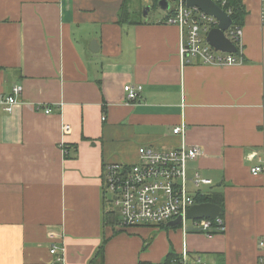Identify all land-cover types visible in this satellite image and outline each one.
Masks as SVG:
<instances>
[{
	"label": "crops",
	"instance_id": "obj_1",
	"mask_svg": "<svg viewBox=\"0 0 264 264\" xmlns=\"http://www.w3.org/2000/svg\"><path fill=\"white\" fill-rule=\"evenodd\" d=\"M243 4V62L216 66L181 64L180 30L153 0H0V95L22 87L0 112V264H181L185 251L191 264H264V171L251 172L264 167V25L261 0ZM127 84L143 86L135 105ZM181 145L199 150L190 192L222 196L226 230L109 220L105 167Z\"/></svg>",
	"mask_w": 264,
	"mask_h": 264
},
{
	"label": "built area",
	"instance_id": "obj_2",
	"mask_svg": "<svg viewBox=\"0 0 264 264\" xmlns=\"http://www.w3.org/2000/svg\"><path fill=\"white\" fill-rule=\"evenodd\" d=\"M213 1L218 5L219 3L227 5V0ZM170 3L173 12L164 22L175 25L180 30L179 56L182 65L191 64L195 60L205 65L216 66L243 62V58H239L237 53L218 51L208 43V33L219 24L216 17L206 14L198 7H189L187 0H170ZM227 13L230 15L231 9ZM260 18L264 25V0H261ZM226 35L235 43L242 39L243 29L232 24L226 30ZM124 91L128 104L135 105L141 96L143 86L127 84ZM21 93L22 87L14 86L10 94L0 95V112L12 114L20 103ZM37 109L46 114L52 113L51 107L39 106ZM105 119L106 117H103V120ZM174 133L185 136V125L174 128ZM64 151L67 154V150ZM198 156V148L186 145L168 151H157L148 146H141L135 164H108L103 173L105 197L110 208L119 216V226L121 228L159 226L182 216L184 227L187 221H192L195 228L207 235H212L214 231L224 232L226 225L221 216L214 220L187 218L188 210L198 204L195 195L189 190V181L195 188L200 187L202 182L199 172H195L193 178L189 179L187 167L188 162L197 159ZM263 171L264 167L259 165L251 169L254 176L260 175ZM261 246H264V243H261ZM63 251L64 248L56 245L50 250L53 255L59 256L60 261ZM181 264H191L187 251L183 253ZM194 264H202L201 259L197 258Z\"/></svg>",
	"mask_w": 264,
	"mask_h": 264
},
{
	"label": "water",
	"instance_id": "obj_3",
	"mask_svg": "<svg viewBox=\"0 0 264 264\" xmlns=\"http://www.w3.org/2000/svg\"><path fill=\"white\" fill-rule=\"evenodd\" d=\"M158 5L164 10L171 8L169 0H158ZM189 7H198L206 14L214 16L218 19L219 24L217 27L210 30L207 36L208 43L218 51L237 53L239 51L238 46L227 35L226 30L233 24L231 16L221 8L213 0H187ZM150 9V7H147ZM145 11V15L147 13ZM222 215V207L218 204L211 202L198 203L191 207L187 212V218L189 220L199 219H216ZM183 217L180 216L175 220H172L169 224L178 225L182 224Z\"/></svg>",
	"mask_w": 264,
	"mask_h": 264
},
{
	"label": "trees",
	"instance_id": "obj_4",
	"mask_svg": "<svg viewBox=\"0 0 264 264\" xmlns=\"http://www.w3.org/2000/svg\"><path fill=\"white\" fill-rule=\"evenodd\" d=\"M153 1H154V6H157L158 5V0H153ZM125 3H126V1H125ZM219 5L226 11L231 9L230 16H231V18L233 20V26L234 27H236V26H241L242 27L244 25L247 12H246L245 6L243 4V0H227V5L226 6H223L221 3H219ZM123 6H124V4H123ZM172 12H173L172 9H169L167 11L166 18ZM235 43L237 44V46L239 48V51L237 52V54H238L240 52L239 41H235ZM64 147L67 150V154H66L67 158H70L71 157L70 156L71 151L76 152L75 150L77 148L76 145H73V146L65 145ZM195 199L197 200L198 203L211 202V203H215V204L220 205L222 207V215H221V217L224 216V211H225L224 210V202H223L222 196L220 194L215 193V192L210 193V194H204L203 192L200 191L195 196ZM106 214H107V217L109 218V220L112 219L113 222H116L117 224L119 223L118 214L114 210H112V209L107 210ZM215 233H218V232L214 231L213 234H215ZM103 250H104V243L100 247V249L97 251V256L101 255L104 252ZM174 258H177V257H175L174 254H170L167 257L165 263L166 264L171 263ZM176 264H178V263H176Z\"/></svg>",
	"mask_w": 264,
	"mask_h": 264
},
{
	"label": "rangeland",
	"instance_id": "obj_5",
	"mask_svg": "<svg viewBox=\"0 0 264 264\" xmlns=\"http://www.w3.org/2000/svg\"><path fill=\"white\" fill-rule=\"evenodd\" d=\"M146 10V9H145ZM145 10H143V14H145ZM152 11H151V13L153 14V15H160L161 13H163L164 11H162L160 8H152L151 9ZM191 187H192V184L191 183H189V189H191Z\"/></svg>",
	"mask_w": 264,
	"mask_h": 264
}]
</instances>
